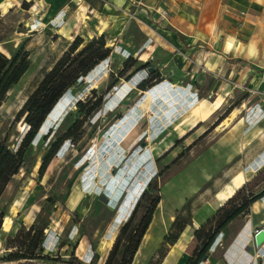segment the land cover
I'll use <instances>...</instances> for the list:
<instances>
[{"label":"rangeland","instance_id":"obj_1","mask_svg":"<svg viewBox=\"0 0 264 264\" xmlns=\"http://www.w3.org/2000/svg\"><path fill=\"white\" fill-rule=\"evenodd\" d=\"M6 1L12 8L8 10V5L0 0L1 52L12 58L23 50L28 54L29 62L28 70L7 93L0 106V141L4 139L10 148L16 150L29 129L25 116L16 120L17 114L74 37L66 40L60 32L54 31V28L64 24V19H60L64 13L59 11L64 3L51 0H39L37 3L32 0L18 6L16 0ZM79 6L73 2L70 10L79 9ZM44 9H48L51 15L57 12L58 17L49 23L41 20L39 32L32 33L35 25L32 16L39 18ZM83 35L88 39L87 32ZM127 55V51L121 53L118 49L116 55L111 51L106 59L82 76L57 101L45 119L46 127L42 131L39 129L25 148L24 157L29 171L22 169L13 176L0 200V211L5 209L6 213L0 249L4 248L9 233H14L23 224L30 226L35 223L47 226L45 254L61 256L68 261L74 252L83 264H89L95 248L99 253L98 264H105L121 226L135 207L141 203L136 215L139 219L151 199L161 194L151 227L132 264L193 263L201 250V243L192 238L186 250L183 245L186 247L194 233V216L206 207L217 210L234 188L239 174L249 180L257 172L256 167L264 154L257 157L256 152L264 150V133L258 136L260 138L255 144L247 147L245 153L239 152L241 154L234 155L233 159L238 156L231 161L224 144H220V137L239 121L244 124V131L262 125L264 113L261 108H248L228 115L218 113L212 117L201 114L200 117H206L207 130L220 117L226 116V119L222 126L205 132L191 145H186L183 139L172 140L177 118H180L179 122L183 120L182 113L194 105L196 97L185 90L184 94L188 93L186 99L179 104H173L172 99L160 104V90L164 85L169 86V81L158 82L159 86L152 93V88H149L147 92L150 96L140 93L137 83L143 78L149 80L150 71L147 68L138 69V64L129 68L127 75L130 78L124 77V86L118 87V74L128 59ZM93 89L97 90L91 102L102 96V104L85 116L78 112L76 104L80 100L86 102ZM115 100L118 102H113ZM91 102L87 104L88 108ZM239 102L240 99H233V105ZM224 108H227L226 104ZM142 117L140 136L130 146L124 145L122 142L131 124ZM78 119L83 120L82 125L73 130V137L65 139ZM192 121L185 126H191ZM215 140L216 143L207 152ZM143 142L146 143L144 146ZM48 158L50 163L41 173V166ZM149 158L150 164H146ZM142 181L144 185L139 184ZM137 187L140 188L135 193ZM251 187L256 193L264 189V173L252 182ZM257 203L252 205L249 217L237 220L208 251L209 264H264V236L256 234L264 226H255L257 216L261 217L264 213V207L259 203L257 210ZM178 216L181 221H190L192 217L193 221L180 234L175 245L167 246V253L160 261V250L166 245L165 238L172 231L171 226ZM32 264L69 263L38 261Z\"/></svg>","mask_w":264,"mask_h":264},{"label":"crops","instance_id":"obj_2","mask_svg":"<svg viewBox=\"0 0 264 264\" xmlns=\"http://www.w3.org/2000/svg\"><path fill=\"white\" fill-rule=\"evenodd\" d=\"M31 1L16 0L18 6ZM35 1L38 3L39 0ZM51 1L64 3L60 9L58 5L60 13H64L60 17L64 19V24L54 28V31L60 32L66 40L77 35L85 39L84 32L88 34L86 41L105 35L112 54L116 55L118 49L121 53L127 51L128 57L133 56L140 62L149 63L147 69L152 67L153 71H158L160 82L171 83L162 88L187 87L196 97V103L181 114L183 120L179 122L180 118H177L176 135L173 134L175 137L172 140L183 139L187 142L186 145L193 144L207 131L206 117L199 116L204 113L212 117L227 111L231 114L235 111L241 113L248 108L255 110L256 107L261 108L264 113V0ZM73 2L80 5L81 11L70 10ZM2 3L8 5V10L12 8L8 1L4 0ZM161 8L169 10L167 18L160 16L158 10ZM56 13L51 15L48 9H44L39 18L32 16L35 18V25L31 32H39L41 20L45 19L44 22L49 23L58 17ZM122 80L124 79L119 77L116 83L118 87L124 86ZM159 84L151 87V93ZM138 90L140 93L147 92ZM236 98L240 102L233 105V99ZM252 105L254 106L251 107ZM191 119L194 120L191 126L186 127L185 124L190 123ZM224 119L214 127H219ZM263 133L264 122L249 131H244V124L238 122L222 134L220 144H224L228 160L231 161L239 152L245 153L247 147L255 144L260 138L258 136ZM216 140L208 147L207 152ZM171 151L172 149L167 150ZM256 153L257 157H261L264 150L260 149ZM148 160L150 158L146 159V164H150ZM257 202L264 207L263 198ZM251 214L240 216L231 222L217 235L213 245L229 232L230 226L237 220ZM257 220L256 227L264 226V213L261 217L257 216ZM193 224L195 226V222ZM199 264H209V255L208 259H203Z\"/></svg>","mask_w":264,"mask_h":264},{"label":"trees","instance_id":"obj_3","mask_svg":"<svg viewBox=\"0 0 264 264\" xmlns=\"http://www.w3.org/2000/svg\"><path fill=\"white\" fill-rule=\"evenodd\" d=\"M111 51L112 48L107 45L105 35L88 41L81 35H77L69 42L67 49L52 68L47 71L42 81L31 93L17 114L16 120H20L21 117L25 116V121L29 125V129L25 133L19 147L14 150L8 146L4 139L0 141V200L12 177L16 176L22 169L29 171V164L24 157V150L32 142L39 129H41L54 105L82 76L87 75L97 64L106 59ZM136 64H138V69L149 67V63L140 62V60L130 56L123 63V67L118 74V80L119 77L129 79L130 75H127L129 68ZM28 68V54L23 50H20L12 58H9L0 51V106L7 93L20 81ZM158 82H160V73L153 71L150 73V79L143 80L137 87L146 91ZM96 90H92V96L88 97L86 102L82 100L77 102L78 112L89 116L102 104V96L91 102V98L96 95ZM90 102L91 107L88 108L87 104ZM226 114L228 115V111ZM225 117H220L214 126L220 124ZM82 123V119L76 120L65 139L73 137V130L79 129ZM214 126L210 129H213ZM49 163V158L44 160L40 169L41 173L46 171ZM263 173L264 167L258 170L242 187L237 189L228 200L224 201L212 216H209L201 223L202 225L200 224L201 226H198L199 228L195 227V231L189 239L185 250L192 238L200 242L202 247L196 255V260L188 264H199L204 259V256L208 254L217 235L238 217L250 214L252 205L256 201L264 198V189L256 193L253 187H251L252 182L257 180ZM161 199V194L152 198L145 208L144 214L139 219H136V215L141 203L135 207L131 216L121 226L116 241L108 253L105 264L133 263L143 238L152 224L155 211ZM50 200L48 199V201ZM5 215V209H2L0 211V235ZM191 221L192 218H190V221H181L180 216L176 217V220L171 226V229L173 228L172 231L165 238L166 245L164 244L160 250V261L167 253V246L174 245L177 242L180 234L187 225L192 223ZM46 227V225L42 227L37 226L35 223L30 226L23 224L14 233H9L5 238L4 248L0 249V262L32 264L38 261H44L83 264L80 259L74 256V252H72L73 257L68 261H64L61 256L45 254L44 241ZM98 260L99 253L94 248L93 259L89 264H98Z\"/></svg>","mask_w":264,"mask_h":264},{"label":"bare ground","instance_id":"obj_4","mask_svg":"<svg viewBox=\"0 0 264 264\" xmlns=\"http://www.w3.org/2000/svg\"><path fill=\"white\" fill-rule=\"evenodd\" d=\"M2 49V48H1ZM0 49V51H1ZM3 50V49H2ZM8 52V51H6ZM96 74V73H95ZM157 87H154V91H156ZM160 88V87H159ZM162 90H160L161 96L158 99L159 103L162 104L163 102L168 101L169 99H172L173 104L177 105L179 104L183 99H186V95L188 94H184L185 90H188L187 87H172V88H161ZM123 90V89H122ZM150 92H146V95H149ZM156 93V92H155ZM174 97H178V99H174ZM145 99V98H144ZM142 100V99H141ZM196 103V102H195ZM197 108V107H196ZM197 110V109H196ZM198 113V112H197ZM235 113V112H234ZM138 114V113H137ZM195 114V113H194ZM136 115V114H134ZM202 118V117H201ZM135 119V118H134ZM144 118L142 117L141 120H137L134 124H131L130 126V131L128 132L126 138L124 139V141L122 143H124V145L126 146H130L132 143H134L138 137L140 136L141 132H142V120ZM136 120V119H135ZM46 122V121H45ZM45 122L43 123L40 131L43 130V128L46 127ZM240 122V121H239ZM224 122H222L223 124ZM222 124L220 126H222ZM23 125V124H22ZM142 125V126H141ZM240 125V124H239ZM256 136V135H255ZM150 137V136H149ZM148 137V138H149ZM261 162L259 163V165L256 167V170L258 171L260 169V167L264 166V157L260 160ZM139 164V163H138ZM135 165V164H134ZM130 168V167H129ZM134 169V168H133ZM129 170V169H128ZM130 172V171H129ZM128 172V173H129ZM135 172V171H134ZM131 173V172H130ZM256 173V172H255ZM129 175V174H128ZM128 179V178H127ZM146 178H144L145 180ZM248 178H245L243 174H239L236 178L235 181V185L234 188L224 197V200H228L237 189H239L240 187H242L244 185V183L247 182ZM139 184L144 185V182H140ZM140 187H137V189H135V193L139 191ZM256 209L259 210L260 206L258 204L255 205ZM216 211V208L214 207H206L204 209H202L197 216L195 217V225L196 226H200V224L205 221L209 216H211L214 212ZM5 227V226H4ZM185 248V245H183V249Z\"/></svg>","mask_w":264,"mask_h":264},{"label":"built area","instance_id":"obj_5","mask_svg":"<svg viewBox=\"0 0 264 264\" xmlns=\"http://www.w3.org/2000/svg\"><path fill=\"white\" fill-rule=\"evenodd\" d=\"M159 11V14L162 18H167L169 15V10L167 8H161ZM264 232V229L257 230L256 234L257 236L261 233Z\"/></svg>","mask_w":264,"mask_h":264},{"label":"water","instance_id":"obj_6","mask_svg":"<svg viewBox=\"0 0 264 264\" xmlns=\"http://www.w3.org/2000/svg\"><path fill=\"white\" fill-rule=\"evenodd\" d=\"M149 71L152 72V71H153V68L150 67V68H149ZM142 144H143V146H144L146 143L143 142ZM261 234L264 236V232H261V233L258 235V237H260ZM258 237H257V238H258ZM174 245H175V244H174ZM206 259H208V254H206V255L204 256V260H206Z\"/></svg>","mask_w":264,"mask_h":264}]
</instances>
